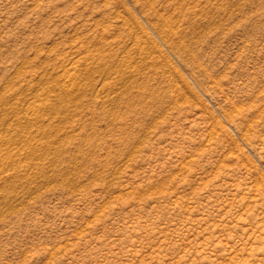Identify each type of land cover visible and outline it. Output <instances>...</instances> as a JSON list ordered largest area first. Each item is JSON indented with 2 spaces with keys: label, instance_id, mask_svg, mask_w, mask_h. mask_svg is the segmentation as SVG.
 <instances>
[{
  "label": "rangeland",
  "instance_id": "rangeland-1",
  "mask_svg": "<svg viewBox=\"0 0 264 264\" xmlns=\"http://www.w3.org/2000/svg\"><path fill=\"white\" fill-rule=\"evenodd\" d=\"M0 264H264V0H0Z\"/></svg>",
  "mask_w": 264,
  "mask_h": 264
},
{
  "label": "bare ground",
  "instance_id": "bare-ground-1",
  "mask_svg": "<svg viewBox=\"0 0 264 264\" xmlns=\"http://www.w3.org/2000/svg\"><path fill=\"white\" fill-rule=\"evenodd\" d=\"M152 20V19H151ZM155 22V21H154ZM156 23V22H155ZM161 32H163V31H161ZM165 33V32H164ZM162 35H164V34H162ZM229 116V115H228Z\"/></svg>",
  "mask_w": 264,
  "mask_h": 264
}]
</instances>
